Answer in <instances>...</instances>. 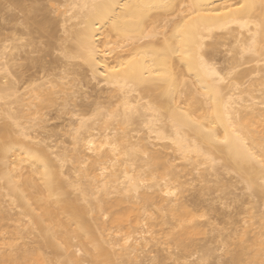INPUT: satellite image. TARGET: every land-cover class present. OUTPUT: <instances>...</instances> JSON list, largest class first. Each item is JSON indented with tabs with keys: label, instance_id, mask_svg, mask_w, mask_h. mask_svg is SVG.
I'll return each mask as SVG.
<instances>
[{
	"label": "bare ground",
	"instance_id": "obj_1",
	"mask_svg": "<svg viewBox=\"0 0 264 264\" xmlns=\"http://www.w3.org/2000/svg\"><path fill=\"white\" fill-rule=\"evenodd\" d=\"M13 1L18 7L25 8L21 0ZM68 2L70 8L66 12L70 11L72 14L67 16L69 18L65 20V23L73 20L74 22L67 28L63 25V31L67 32L65 34H68L67 37L70 38L69 41L71 40L70 46L63 48L64 56L70 60H76V62L81 61L79 64L73 62L78 64L77 66L83 64L81 66L83 70L84 67L89 69L93 78L98 80V84H102L105 88L100 85L103 89H98L99 94L97 96L102 93L101 96L109 98L111 107L101 106L100 101H90L93 103V110L90 113L92 117L87 113L86 115L90 117L87 118L80 112V109L77 108V99L80 97L83 102L84 99H81V95L82 97L86 96V90H82V88L88 85H86L87 82H84L88 78V74L84 76L82 73L84 80L80 77L85 84L83 87L80 86L83 82L80 83V80L76 82L77 86L80 83L78 88H81V92L85 91L84 95L78 88H75L77 87L76 83L67 82L70 74L78 76L77 79H80L79 75H81L80 67H75L73 71H70L72 69L70 63H68L69 67H65L67 63L63 67H71L68 70L70 74L67 71L63 72L62 69L60 74L63 76L59 80L45 78L47 74L43 75L44 77L41 75L44 80L41 78V80H35L36 78L31 77L34 81L29 78L26 80H31L29 83L25 81L20 85L19 82L15 81L16 79L14 80L18 74L22 76L18 70L19 67L14 69L17 64L16 55L19 56L15 52H21H19L21 46L19 43L26 37L27 33L24 34L25 37L23 38L20 36L15 38V36L10 35L9 37L14 39L7 38L9 44L6 41L3 44L0 41L3 44L2 49H0V73L2 75L0 77V217L5 219V222L7 219L15 221L16 229L19 231L17 239H30L32 235L36 239L40 238L37 240V242L40 240L38 246L33 244L36 242L33 241L35 238H31L33 242L27 240L28 242L20 248L16 242L13 244L15 240L12 241L13 238L9 231L3 230L4 234L1 230L0 232L6 235L3 236L7 238V241L9 239L10 243L3 242L6 238L1 239L3 243L0 241V264H49L52 262V258L50 257V260L41 253V248L45 249L46 247L54 250V254L58 256V261L60 258L61 260L79 258L86 262H96V264H137L139 251L146 247L148 249V245L152 241L160 242L159 238L164 239V236H166V241L173 239L179 245L178 247L182 246L181 248L184 249L183 246H185V249H188L190 245L187 240L191 239L192 234L193 236L195 234L201 236L204 226L202 225L203 227L201 226L202 229H200L201 227L198 226L197 222V225H192V227L188 225L189 222L193 223L192 213L188 207H191L189 203L194 199L190 200L187 195L189 188L186 187L188 189H186L188 191L186 193L185 182L180 179L186 177L185 180L189 181L186 182H192L191 185L194 184L195 186V182L199 179L196 180L195 174L201 173L200 177L204 183H211L208 181L209 176H214V179H212L213 177L211 179L215 182V186H218V192L216 191L217 187L214 190L215 186H213L214 189L211 187L213 192L209 190L208 187L214 184L211 183L207 187L204 184L205 187L203 188L207 189L208 193L204 191V194H200L202 187L199 186L201 188L200 190H198L199 187L197 188L199 193L194 192L193 196L196 194L198 196L209 195L210 191V194L214 195V191H216L215 194L219 195V192H222L224 188L228 189L227 191L232 188L233 191L234 186L231 187V185L235 184H231L227 180L228 177L225 178L227 176L225 174L228 173L229 176L232 173V175L235 174L234 177L237 176V183H242L252 197L259 199L260 206H256L259 208L258 210L263 211L261 207L264 206V165L261 161H264V102H262L264 98L261 96V90L262 85H264V78H262L264 77V68L261 67L258 57L245 55L241 58L240 52L242 47L249 43L250 34L257 31L255 25L264 20V0H68ZM238 4H246L251 7L236 11ZM108 5L113 7L109 8ZM228 8L234 9V11L228 12ZM27 10L29 13L37 14L39 9L33 5ZM215 13H223V15H215ZM37 23L42 25L41 20ZM181 26H184L182 37L177 32ZM161 27L162 30H159ZM22 31L25 33L24 29ZM227 35L229 39L230 36L233 37L231 43L234 42L235 45L232 43V46L230 40L227 41L232 46L229 47L232 48L231 52H233L231 55L229 52L227 58L233 56L228 58L230 60H227L229 64L227 62L226 68H223L224 66L221 68L222 65L218 66L217 62L214 61L215 57L214 60L212 59L210 51L212 49L215 51L218 48L215 46L222 41V39L219 41L220 38H227L225 37ZM25 39L27 40V37ZM260 42V38L257 37V44L259 45ZM211 53L213 54V51ZM200 56H203L209 63H214L217 66V71L223 70L221 74L233 67L239 71L234 73L232 80L227 85H217L226 96L234 97L233 104L236 111L234 123L238 135H231L228 145L211 142L205 133L199 127L191 124L169 100L170 89L176 90L178 100L182 98L180 93H183L184 102L182 106L184 110L195 120L201 121L204 128L215 126L216 134L223 139L224 129L209 117L210 109L206 97L212 89L213 82L211 79L201 78L199 71ZM18 59L21 58L18 57ZM18 65L22 66L21 62ZM112 68H116L118 71H109ZM17 72L19 73L17 74ZM105 72H107V76L104 75ZM157 72L165 75L158 76ZM65 73L70 76L67 78ZM237 84L240 85L238 89L235 87ZM90 89L87 88L88 91ZM92 90L94 91L90 94L94 92L97 94L95 89L92 88ZM101 91L108 95H103L104 93ZM56 94L62 95L63 106L65 110L68 109L65 112H69V116L72 115L73 118L70 119L74 121L72 122L74 124H70L71 120L66 119L69 124H65L66 126L71 125V130L64 126L70 130L67 132V129H64V133L65 135L66 132L70 133L71 138L68 137L71 143L68 142L72 144L71 147L60 146V148L58 146L57 148L55 143L56 150H54V145H52L53 147L50 146L51 143L50 145H47V141L46 145L40 143L37 135H41V131L38 129L41 127L40 124L37 126L33 122L36 120V115L47 105L55 104L54 100L59 98L58 96L55 98ZM90 96L93 97L92 94ZM101 96L97 99H100ZM92 97H89L90 100ZM105 98H101V100L104 101ZM107 100L105 101L109 103ZM57 103V107L60 106V102ZM125 104L137 106L138 115L131 120L126 118ZM149 106L157 109V111L148 110ZM46 117L48 116L46 115ZM46 117L45 120L48 119ZM82 120L85 122L83 127H81ZM46 126L44 125V128ZM130 126L134 127L131 128ZM34 127L39 130L38 134H34V130H37ZM76 129H80V132L74 140ZM44 132L46 131L44 130ZM48 138L45 139L48 140ZM57 141L59 140L55 142ZM113 144L121 147L127 145L130 148H138L139 151L133 153L130 158H126L123 153H120L119 158H117L111 148ZM90 148L91 150H89ZM30 153L39 155L49 163L50 168L53 169L54 180L52 182L45 180L43 167L38 161H32L29 158ZM65 155L68 156L70 167H67V163L61 167L59 161L56 160V157L63 160ZM182 172L188 176L194 175L191 178L194 177L193 180L196 181L189 179L186 174L183 177ZM232 175L229 176L231 179L233 178ZM126 177L132 179L129 180ZM201 178L200 183H203ZM234 180L233 182H235ZM133 181L136 183L133 184ZM141 181L143 183H140ZM74 184H79L83 191H74ZM219 187H223V189ZM195 188L193 187L194 190ZM170 193H174V195ZM185 194L188 196L187 200H190L189 203L185 200ZM224 194L227 196L230 193ZM235 194L238 195L236 191L234 194L232 193L234 199ZM220 197L216 200H219ZM222 198L223 200L220 199V201L224 202L225 199ZM236 198L239 199L238 196ZM237 199L235 200L237 201ZM216 200L213 201L217 202ZM123 204H127L128 209L126 208L127 210L123 214L115 213L116 206ZM188 204L189 206H187ZM153 205L161 211L160 214L159 211L158 214L155 213L157 210L151 207ZM234 207H237L236 204ZM246 207L251 211L250 207ZM255 207L254 213L257 211V207ZM214 208L217 209L214 206L213 210ZM247 208L244 206L241 209L244 216ZM241 210L239 214H241ZM261 211H259L260 213L256 212V215L259 214L257 220L260 224L255 221V217V220L248 217L251 221H255L256 225H260L258 230H253L257 227H253L254 223L252 226H248L247 220L243 222L247 224V227L244 226L240 222L244 219L243 216V219L237 220L243 224L241 229H237L236 225L242 226V224L236 222L234 224L237 229L235 234L228 230V234L225 232L222 235L226 234L227 239L228 236L232 238L234 235L235 238V235H238L235 240L246 241L245 244L251 241L250 243L258 246L257 249L259 246L264 247V211L263 213ZM154 214L158 220L164 219V221L162 220L164 224H169V227H172L162 229L165 227V225H161L162 221L159 223L152 220L156 219ZM236 214L238 215V213ZM246 215H248L247 212ZM106 216L111 217L109 219L111 222L108 220L110 223H107L108 217L106 218ZM207 217H203L204 221ZM210 217H208V221L206 220L208 223L212 221ZM131 218L139 223L141 228L130 231L127 226L128 230L125 232L123 224H127ZM150 219L151 222H158V226L161 225L157 230L167 229L165 233L163 232L165 235L161 231L162 237L158 236L157 238L155 236L156 233L152 229L153 223L149 222ZM201 221L204 224L202 219L198 223L200 224ZM214 221L212 222L214 223ZM251 221L250 223H252ZM213 223H211L212 230ZM106 224L112 226L108 227ZM207 225L206 228L209 227L208 229H210L211 225L209 224L208 227ZM214 226L220 227V224H214ZM250 227L252 230L248 229ZM116 230L117 232L124 230L125 233L121 236L123 239H120V236L117 237ZM206 230H204L205 233ZM210 231L208 230V232ZM221 231L223 230L217 229V232ZM135 233L140 234V236L136 234L138 236L136 237ZM148 234H150L149 237ZM166 234H171L173 237L167 239L171 235L167 236ZM214 234L216 232L212 233V236ZM1 235L0 237H2ZM208 235L209 238L211 235L210 233ZM226 235L223 237L224 239L221 238L223 241ZM133 236L136 237L135 241ZM212 236L210 238L212 241H216L220 237L214 235L217 239L214 238L213 240ZM75 238L78 243L77 240H74ZM219 239L217 243L220 244L221 242L223 245L221 244L222 247L219 245L221 251L217 248L216 252L219 250V254L222 251L224 254L221 256L217 254L218 252L213 254V256L218 255V262H221V258H225L226 253H232V260H236L237 257L245 254L246 250L251 248L250 243L247 244L248 249L244 246L245 244H242L243 249L246 248V250L241 252L242 250H238L236 247L238 240L233 243V238L229 242V239L225 242L222 240L218 242ZM124 240H128L129 243L125 245ZM167 242L169 243V241ZM162 243L161 240L157 244ZM164 243L166 244L165 241ZM90 244L92 245L91 249L89 248ZM187 244L189 246H186ZM237 244L241 248V243ZM60 245H64L69 251H64ZM173 245L172 247H174ZM210 246L209 248H211ZM165 247L169 246L165 245ZM254 247L252 248L254 249ZM202 248L203 252H206L205 254L202 253ZM204 248L207 247L202 246L201 249H196L199 255L200 253L203 254L202 257L210 254ZM214 248L213 246L212 250ZM233 248L240 251L241 255L238 252L236 255L234 250L232 251ZM19 249H22V252L14 255V252ZM71 249H79L86 257H75L70 251ZM146 249L144 255L147 262L149 259V263L153 260L160 264L155 256L148 257L151 253H146L149 250ZM160 249L162 248L160 247ZM172 249L173 252L176 250L175 247ZM253 249L249 250L252 252L248 251L254 254L250 259H254V264H264L263 252L259 249L256 250V247L254 251ZM170 250H165V252L170 253L172 251ZM61 251L63 252L60 253ZM180 251L172 252V259L174 258L173 255L178 253L175 257H179ZM197 253L193 256H197ZM162 254V256L165 255L166 259L170 258L166 256L167 253L163 252ZM182 255L180 259L183 260L182 257H184V262L190 260L188 258H193L190 257L192 255L188 254V258L185 259V255ZM181 260L178 261L181 262ZM55 261L53 260V262ZM180 262L179 264H181ZM253 262L251 261V264ZM143 263L142 260L138 264Z\"/></svg>",
	"mask_w": 264,
	"mask_h": 264
},
{
	"label": "rangeland",
	"instance_id": "obj_2",
	"mask_svg": "<svg viewBox=\"0 0 264 264\" xmlns=\"http://www.w3.org/2000/svg\"><path fill=\"white\" fill-rule=\"evenodd\" d=\"M71 1V0H70ZM68 2V0H21V3H22V5H23V7H25V8H20V7H18L17 5H15V2L13 1V0H0V41H1V43H3L4 44V42L6 41V43L7 44H9V41L7 40V38L9 39H11V40H13L14 38V36H15V38H16V36L18 37V36H20V37H25L24 36V34H26V37H27V40H28V43H27V40L25 39V38H23V40H21V43H19L18 41V43H19V45H21L20 46V49H19V52L21 53H18V51H16L15 53H17V54H19V56L18 55H16V61H17V64L15 65V68L14 69H18V67H19V71L21 72L20 74H22V76H19V72H17V74H18V77H15L14 78V80L16 81V82H19L20 83V85H22L26 80H28L29 78L31 79V77H33V78H36L35 80H39L40 78H41V75H42V77H44L45 75H47V76H45V78H49V79H51V80H59V78L61 77V76H63V74H60L61 73V70L64 72V71H67L68 72V70H70V68L72 67V69L70 70V71H73V69L75 68V67H80L81 68V66H83V64H80L81 66H77L79 63H81V61L80 62H76V60H70V59H68V58H66L65 56H64V50H63V48L64 47H69L70 46V41H69V39L70 38H68L67 36H68V34L66 35L65 33H67V32H64L63 31V25H64V27L65 28H67V27H69L71 24H72V22H74V20L73 21H68L67 23H65V20L66 19H68L69 17H67V16H71V14H72V12H66L69 8H70V6L68 7V5H69V2ZM33 5H35V6H37L38 7V12H37V14H33V13H29L28 12V10H27V8H30L31 6H33ZM53 5H55L56 7L55 8H53L52 6ZM65 13V15H63ZM68 13V14H67ZM169 18V17H168ZM173 18V17H172ZM175 18H177V17H175ZM41 20V22H42V25L40 26L37 22L38 21H40ZM172 20V19H171ZM160 28V27H159ZM16 29H17V31H16ZM20 29V30H19ZM25 30L24 32L25 33H23V31L22 30ZM19 30V31H18ZM159 30H162V27H161V29H159ZM22 31V32H21ZM27 31V32H26ZM16 32V33H15ZM15 33V34H14ZM10 35H12L13 37H9ZM28 35V36H27ZM160 37H162V36H160ZM160 37H158V38H160ZM225 37H227V38H220V40L219 41H221V39H222V41L220 42V44H218V45H216L215 47H217L218 46V48L214 51L213 49L210 51V54H211V57H212V59L215 57V62H217V64H218V66H220V64L222 65L221 66V68L223 67V68H226L225 67V65H227V62L230 60V59H228V58H231L232 56H228V58H227V55H229V52H230V55L231 54H233V52H231V49L232 48H230L229 46H233V44L232 43H234V42H232L231 43V38H233V37H231L230 36V39H229V37H228V35L227 36H225ZM67 39V40H66ZM223 39H227L226 41L225 40H223ZM10 40V41H11ZM228 40H230V44H228ZM228 41V42H227ZM233 41H234V39H233ZM23 42V43H22ZM0 43V49H2V45L3 44H1ZM10 43H12V42H10ZM32 43V44H31ZM223 43V44H222ZM224 43H227L228 45H224ZM24 44V45H23ZM28 44H30V45H28ZM22 45H23V47H22ZM234 45H235V43H234ZM231 46V47H232ZM228 47V48H227ZM24 50H23V49ZM9 50V49H8ZM33 50V51H32ZM66 50V49H65ZM213 51V54L211 53ZM1 52V51H0ZM18 57H20L21 59H18ZM226 61H225V60ZM18 60H21V61H18ZM228 60V61H227ZM73 61H75L76 63H78V64H75V62H73ZM21 62V64H22V66L20 67L19 65H18V63H20ZM67 63V64H66ZM68 63H70L69 65L71 66L70 68H68L69 67V65H68ZM66 64V65H65ZM228 64H229V62H228ZM18 65V66H17ZM64 65H65V67L66 66H68L67 68H63L64 67ZM17 66V67H16ZM246 68V67H245ZM244 68V69H245ZM65 69V70H64ZM242 71H243V69L242 68H240ZM240 70V71H241ZM70 71L68 72L69 74H70ZM86 71V72H85ZM239 72V71H238ZM68 73H65V74H67V78L69 77V79H67L68 81L67 82H69V81H72L73 83H76L77 81H79L80 80V83H82L83 81H81V78L83 79V74H84V76H85V74H88V78H86L85 80H84V82L86 83V85L87 86H85V87H83L85 84H84V82H83V84H81L80 86H82L83 88H82V90H86V96H83L82 97V95H81V99L83 100H88V101H84L83 100V102L80 100V97L77 99V108H79L80 109V112L83 114V115H85L87 118H90V117H92V116H90V115H92V114H90L91 112H92V110H93V107H92V104L93 103H91V102H95V101H100L101 103V106H103V107H111V105H110V100H109V98H105V96L103 97V96H101L102 95V93L99 95V96H97L98 94H99V90L98 89H103L104 88V86H102V84H98V80H96L95 78H93V76H92V74H91V72L89 71V69L87 68V67H84V70H83V68H81V75H79V78L80 79H77V77L75 76V74H70L69 76H68ZM83 73V74H82ZM64 74V75H65ZM38 75V76H37ZM44 75V76H43ZM2 75H1V73H0V77H1ZM66 76V75H65ZM73 78H74V80H73ZM24 79V80H23ZM41 79H43L44 80V78H41ZM40 79V80H41ZM88 79V80H87ZM32 81H34L33 79H31ZM30 80V81H31ZM30 81H26V83H29ZM65 82H66V80H64ZM75 81V82H74ZM79 83V84H80ZM79 84H78V86H79ZM27 85V84H26ZM76 86H77V83L75 84ZM100 85L103 87H100ZM78 86L77 87H75V88H78ZM79 86V87H80ZM90 86V87H89ZM96 86V87H95ZM25 87V86H24ZM87 88L89 89V88H91L90 90H92V88L93 89H95V91H96V93L97 94H94V93H91L92 95H93V97L92 96H90L91 94H90V92H93L94 90H92V91H88L87 90ZM79 89V88H78ZM81 89V88H80ZM79 89V90H80ZM105 89V88H104ZM78 90V91H79ZM82 90H80V92L82 91ZM88 91V92H87ZM104 92H106L105 90H103ZM103 91H101V92H103ZM103 92V93H104ZM82 94H84L85 95V91H83V92H81ZM87 93L89 94L88 96H87ZM107 93V92H106ZM106 93H104L103 95H108V94H106ZM79 95V94H78ZM96 95V96H95ZM59 97V98H57V99H55L54 101H55V104L54 105H47V107H45L38 115H36V120H34V122L33 123H36L37 124V126L40 124V127L41 128H38L37 126V128L38 129H40V131H41V135L40 134H38L39 133V130L36 128V127H34V128H36L37 130H34L35 131V133L34 134H38L37 136H38V140L40 141V143L42 142V144H44V145H46L47 143V145H50V143H51V145L50 146H52V145H54L55 143H56V145H57V148H58V146L60 147H62V146H69V147H71V145L72 144H70L71 142H70V140H69V137L71 138V136H69L70 135V133L68 134L67 132L68 131H70L71 129H70V127H72L71 125L69 126H66V124L65 123H67V120H69L70 118H73V117H71V116H69L70 114H69V112H65L66 110H68V109H66L65 110V107L63 106V100H62V95L61 94H56L55 95V98L56 97ZM101 96V98H105V100H107V101H109V103L108 102H106L104 99V101H102L101 100V98L100 99H97L98 97H100ZM85 97V98H84ZM86 97H88V98H86ZM92 97V100H90V98ZM60 102V106L58 105V107L59 108H61V109H59L58 107H57V105H56V103L57 102ZM62 101V102H61ZM78 101H80V102H82L83 103V105H82V103H80V102H78ZM91 101V102H90ZM54 103V102H53ZM53 103H51V104H53ZM58 104V103H57ZM84 104H86L85 106H87V105H89V106H87V107H85L84 106ZM56 105V106H55ZM84 106V107H83ZM112 107H114V105H112ZM70 108H72V106H70ZM88 113V115L90 116H88V115H86ZM46 115L48 116V117H46ZM69 117H68V116ZM45 117L46 118H48V119H46L45 120ZM75 118V117H74ZM38 119H40V120H38ZM67 119V120H66ZM42 120H44V121H46V122H44V121H42ZM71 120V121H70ZM69 121H70V124L72 123V122H74V121H72V119H70ZM74 120V119H73ZM76 120V119H75ZM69 121H68V123L67 124H69ZM44 123V124H43ZM64 124V125H63ZM72 124H74V123H72ZM42 125V126H41ZM44 125H47L45 128H44ZM64 126H66L68 129H70V130H68L66 127L64 128ZM131 127V126H130ZM134 127V126H133ZM133 127H131V128H133ZM44 128V129H43ZM47 129V130H46ZM64 129L67 131L66 132V135H65V131H64ZM44 130L46 131V132H44ZM38 131V132H37ZM43 132V133H42ZM68 134V135H67ZM64 135V136H63ZM48 136H49V138H48ZM69 136V137H68ZM48 138V140H46L45 138ZM67 137H68V139H67ZM45 139V140H42V139ZM56 140H59V141H57V142H55ZM46 141H47V143H46ZM70 143H69V142ZM59 142H60V144H59ZM56 145H54V150H56V148H55V146ZM53 147V146H52ZM60 147V148H61ZM58 150V149H57ZM169 152L170 153H172V151H170L169 150ZM71 166V164L70 163H67V167H70ZM204 170V172H205V169H203ZM202 170V171H203ZM203 172V173H204ZM224 172V171H223ZM183 173V174H182ZM181 174L183 175V177H185V174L186 173H184V172H182ZM207 173V172H206ZM209 173H212V172H209ZM225 173V172H224ZM194 174V173H193ZM201 174V173H200ZM200 174L198 175H196L195 174V176L194 175H190V176H188L187 174V177H189V179L191 178V176H194V177H197L196 178V180L197 181H199L200 180ZM209 175V174H208ZM225 175H227V176H225V178H227V180L228 181H230L231 182V184H235V185H231V187L232 186H234V189H233V191H232V188H229V189H231V190H229V191H227L228 189H226V188H224L223 189V187H219L220 189L222 188L223 190H222V192L220 191L219 192V195L216 193L215 194V192L217 191L218 192V186H215V182L212 180V179H214V176H209V180L208 181H211V183L212 184H214V185H210L209 186V184H211V183H209V182H205L204 183V181H203V179H202V182L203 183H200L201 182V180L199 181V182H197L196 180V182L197 183H199V184H197L193 179H194V177L193 178H191L192 179V181H194L195 182V186H194V184H193V186L191 185V180H190V182L191 183H188L189 181L186 179L185 180V178H182V179H180L181 181H183V182H185V185L186 186H184L185 187V191H186V187H188L189 188V194H187L188 196H189V198H190V200H193L194 199V201H190L189 199L187 200V198H188V196L185 194V200H187V202L189 203V201H190V205H191V207L189 206V204L187 205V206H189L188 208H190V211H191V213H192V221H193V223L195 222V224H193V223H191V222H189L190 224H188L189 226H191L192 227V225H197L198 224V226L199 227H201L202 225L204 226H202L204 229H202V227L200 228V229H202V233L203 234H201V236H200V234H195L194 236H193V234L191 235L192 237H190L191 239H189V240H187V243L190 245H186V246H189L188 247V249H185V246H183L184 247V249H182L181 247H178L179 245H177L175 242H174V240L173 239H171L172 237H173V235H171V234H168V235H171L170 237H167V239H171V240H167V241H169V243L166 241V236H164L165 234V232H166V230L167 229H164L163 231H162V233L164 234L163 236H164V239H161V238H159L160 239V242H161V240H162V244H157V243H160V242H157V241H152V242H150L149 243V245H148V249H146V250H148L146 253H151V254H149L150 256H148V257H152V256H155V258H156V260H159V262H160V264H175V262L174 261H176L178 264H179V262L180 261H178V260H181L180 259V257H181V255L182 254H184L185 255V259L186 258H188V256L189 255H192V256H190V257H197L198 258V256H200L201 255V257H202V255L203 254H205L204 252H203V248H202V253L203 254H201L200 253V255H199V253H197L196 252V249H198V248H200L201 249V247L202 246H204V247H207V248H204L206 251H209L210 252V254L212 253V255H211V259H213V260H215V261H217V264H224L225 262H226V264H251V261L253 262V258H252V260L250 259L251 257H253L252 255H254L253 253H249V252H252V251H249L250 249H253L252 247L253 246H255L256 247V250H261L262 252H263V254H264V250H263V248L264 247H262V246H259V248L257 249V247L258 246H256V245H254V244H252V243H250L251 241H249V242H247V244H249L250 243V245H251V248L249 249V250H246V248L248 249V247H247V244H245L246 243V241L244 242V241H240V240H238V242L237 243H241L240 245V247L241 248H239L238 247V244L236 243V241L237 240H235V238H237L238 237V235H235V238H234V235H233V239L232 238H230L231 236H228V239L230 238V239H232V242L234 243V241H235V243H236V247H237V249L238 250H242L241 252H245V251H243V250H246V252H245V254L243 253L242 255H241V253H240V251H238L237 249H232V251L234 250V252L236 253V252H238V254H240L241 256L240 257H237V259H238V261H237V259L236 260H232L233 258V255H232V253H229V254H225V258L223 257V258H221L222 260H221V262H218V260H219V257H218V255H216V256H213V254L215 255L217 252H216V250H217V248L218 249H220L218 246L220 245V247H222L221 246V242H220V240H222V242H225V241H227L228 239H227V235L226 234H228V230L231 232V233H233V234H235V230H237V229H241L242 227H243V222H244V220H247L248 221V226H252L253 225V223H254V226L253 227H256V229H253V230H258L259 228H260V225H256L255 223L258 221L257 219V216L259 215V214H257L256 215V212H259V211H261V210H258L259 208L256 206V205H258V206H260L259 204L261 203L260 201H259V199H257V198H254V197H252V195L245 189V187H244V185L241 183V184H239V183H237V179L238 178H236V177H234L235 176V174H233L232 175V173L231 174H229V176L231 177V175L233 176V178L231 179L229 176H228V173L227 174H225ZM199 176V177H198ZM211 177H213L212 179H211ZM234 178H235V180H234ZM185 180V181H184ZM226 180V181H227ZM233 180L235 181V182H233ZM186 181H188V182H186ZM193 182V183H194ZM191 185V187H189L190 185ZM204 184H206V187H207V185L209 186L208 188H209V190H211L212 191V189H211V187L214 189V187L213 186H215V189L214 190H216V187H217V190L216 191H214V195L213 194H210L211 193V191H210V193H209V195H200V196H198L197 194L199 193L198 191H197V188L199 187V186H201L202 187V190H200L201 188L199 187V189L198 190H200V191H202V193L200 192V194H204L205 192H207V189L205 190V188H203V187H205V185ZM197 185V186H196ZM217 185V184H216ZM243 186V187H242ZM193 187H196L195 188V190L193 189ZM191 188V189H190ZM236 188V189H235ZM226 189V190H225ZM188 190V189H187ZM192 190H194V191H192ZM191 191V192H190ZM205 191V192H204ZM230 191H232V192H230ZM234 191H236V193L238 194L237 196H238V198L239 199H237L236 197V194H235V199H237V201L233 198V196L234 195H232V193L234 194ZM188 191H186V193H187ZM194 192H196L197 194L195 195V196H193V193ZM213 192V191H212ZM241 192V193H240ZM208 193V192H207ZM224 193H230V194H228L227 196H225L226 194H224ZM224 194V195H223ZM213 195V196H212ZM223 195V196H222ZM230 195H232V196H230ZM241 195V196H240ZM243 195H245L244 197H243ZM187 196V197H186ZM215 196H217V197H215ZM221 196V197H220ZM230 196V197H229ZM215 197V198H214ZM218 197H220L219 198V200H216V198L218 199ZM222 197H224V199H225V201L224 202H222V201H220V199L221 200H223V198ZM227 197V198H226ZM211 198H213V200L215 201H217V202H214L213 200H211ZM231 198L233 199L232 201H231ZM251 198H254V199H251ZM228 199V200H227ZM241 199V201H238V200H240ZM256 199V200H255ZM255 200V201H254ZM220 201V202H219ZM230 201V202H229ZM236 201V202H235ZM256 201H258V202H256ZM186 202V203H187ZM191 202H192V204H191ZM238 202H240V203H238ZM255 202V203H254ZM210 203H212V204H210ZM222 203V204H221ZM230 203V204H229ZM257 203V204H256ZM220 204V205H219ZM229 205V207H228V205ZM231 204H234V205H231ZM235 204H236V206L237 207H234L235 206ZM247 204V205H246ZM251 204V205H250ZM255 204V205H254ZM125 205H126V207H125ZM222 205V206H221ZM227 205V206H226ZM232 207H231V206ZM254 205V206H253ZM215 206V207H217V212H216V210H215V208H214V210H213V207ZM224 206V207H223ZM226 206V207H225ZM239 206V207H238ZM241 206H245V208H247L246 206H248V207H250V210L251 211H249V208H247V211H245V216H244V213H243V211L241 210V209H243V207L241 208ZM257 207V211L254 213V210H256V209H254V207ZM151 207H153V209H155V210H157V212H155V210H154V212L155 213H157L158 214V211H159V214L161 213V211L158 209V208H156V206H151ZM255 207V208H256ZM128 209V205L127 204H123V205H120V206H116V208H115V211H114V209H113V211L115 212V213H117V214H123L127 209ZM212 208V209H211ZM228 208V209H227ZM241 208V209H240ZM262 208V210L264 211V206H262L261 207ZM210 209V210H209ZM227 209V210H226ZM229 209H231V210H229ZM213 210V211H212ZM238 210V211H237ZM242 211L241 212V214H239V211ZM231 211H232V213H231ZM251 212L252 214L250 215V213L249 212ZM263 211H261V213H263ZM208 212V213H207ZM246 212L248 213V215H246ZM152 213H153V210H152ZM164 213V212H163ZM207 213V214H206ZM217 213V214H216ZM236 213H238V215L236 214ZM260 213V212H259ZM243 214V215H242ZM202 215H203V217H205V216H208V217H210L211 219H212V221H214L215 219H217V220H215L214 221V223L212 222V221H209L210 223H208L207 221V219H208V217L206 218V220L204 221V218L202 217ZM205 215V216H204ZM214 215V216H213ZM253 215H255V216H253ZM1 216V215H0ZM243 216H244V219H243ZM247 216V217H246ZM252 216H253V218H252ZM108 217V218H107ZM154 217H155V214H154ZM158 217V216H157ZM213 217V218H212ZM216 217V218H215ZM251 218L252 220H255L254 222L253 221H251L249 218ZM254 217H255V219H254ZM1 219H0V231L2 230H4L5 232L7 231H9V234H11V236H12V241H14L13 242V244L16 242L17 243V245H19V247L21 248L22 246H23V244H25L26 242H28L27 240H30V241H32L34 238H35V236L33 237V235H32V237L31 238H33V239H17V233L19 232L17 229H16V226L15 225H17L16 223H15V221H12V220H8V222H7V220H6V222H5V219H3L2 217H0ZM106 218H107V223L110 221L111 222V220H109L111 217H109V216H106ZM106 218L104 219V221L106 220ZM156 218V217H155ZM160 218V217H159ZM247 218V219H246ZM260 218V217H259ZM3 219V220H2ZM203 220L204 221V224H203V222L201 221L200 222V224L198 223L199 222V220ZM238 219H243L242 221H240V222H242V223H240L239 221H237ZM249 219V220H248ZM109 220V221H108ZM152 220H154L155 222L156 221H158L159 223H160V221H164V219H161V220H158V218H156V219H152ZM162 221V223H161V225H165V227H162V229L163 228H171V227H169V224H164V222ZM250 221L252 222V223H250ZM109 222V223H110ZM132 222V223H131ZM149 222L150 223H153V226H154V228H153V226H152V229L155 231V233L157 234H155V236L158 238V236L159 237H162V233H161V231H159V230H157V228L159 229V226H161V225H157V223H155V222H151V219L149 220ZM196 222H197V224H196ZM208 223V225L210 224L211 225V223H213V230H212V225L210 226V229H208L209 227H208V225H207V223ZM215 222H217V223H219L220 224V227H216V226H214V224L215 225H219V224H217V223H215ZM236 222H239L240 224H242V226H238V225H236V227H238L237 229H236V227H235V225L234 224H236ZM259 222V221H258ZM257 222V223H258ZM9 223V224H8ZM135 221H134V219H130L128 222H127V224H123L124 226H125V232H127V230L129 229L130 231H135L136 230V228L137 229H139L140 230V228H141V225L139 224V223H136V225H135ZM155 223V224H154ZM249 223H250V225H249ZM11 224V225H10ZM131 224V226L129 227V225ZM207 225V227L208 228H206V225ZM247 224H244V226H246ZM259 224H260V222H259ZM9 225V226H8ZM13 225V226H12ZM107 225V224H106ZM166 225H168V226H166ZM232 225H234L233 227L235 228H232ZM11 226V227H10ZM108 227L110 226H112V225H107ZM127 226H128V229H127ZM155 226H157V227H155ZM132 227V228H131ZM214 227H215V229H216V231H215V229H214ZM241 227V228H240ZM247 227V226H246ZM252 227V228H253ZM132 230H131V229ZM161 228V227H160ZM221 229V230H223V231H221V232H217V229ZM264 228V227H263ZM115 229V228H114ZM114 229H112V231H114ZM176 229H178V228H176ZM206 229H208L209 231L210 230H212V231H210V232H208V230H206ZM232 229V230H231ZM248 229H251V227L250 228H248ZM138 230V231H139ZM159 231L160 232V235H159V232H157V231ZM169 230V229H168ZM180 230V229H179ZM204 230H206V233H205V231ZM252 230V229H251ZM4 231H3V233H4ZM204 231V232H203ZM214 231V232H213ZM220 231V230H219ZM124 230L123 231H120V232H117V230L115 231V233L118 235L117 237H121L124 233ZM176 232H178L177 230H176ZM208 232V233H207ZM216 232V234H214V235H218V236H220L218 239H219V241L218 242H220V244L219 243H217V237L216 236H212V233H215ZM225 232H227L226 234H224V236L226 235V237H225V240L223 241V235H222V233H225ZM229 232V233H230ZM1 233V232H0ZM3 233H1L0 235L2 236V237H0V241H1V239L3 238H6V237H4V236H6V235H4ZM35 233H37V232H35ZM210 233V235L213 237L212 239L214 240V238L215 239H217L216 241L214 240V241H212L210 238H211V236L208 238V234ZM221 233V234H220ZM230 233V234H231ZM8 233H7V236L9 235ZM137 233H135V236L136 237H138V236H140V234H137ZM206 234V235H205ZM229 234V235H230ZM251 234H253V233H251ZM250 234V235H251ZM4 235V236H3ZM38 234H36V236H37ZM167 235V234H166ZM167 235V236H168ZM197 235H199V236H197ZM221 235H222V237H221ZM10 236V237H11ZM148 237L150 236L149 234L147 235ZM9 237V238H10ZM38 237V236H37ZM134 237V236H133ZM136 237H134L133 238V240L135 241V239H136ZM205 237V238H204ZM207 237V238H206ZM221 238H223V239H221ZM11 239V238H10ZM38 239H40L39 237H38ZM38 239H36L35 238V240H33V241H36V242H34L33 244L34 245H36V246H38V242L40 241H38L37 242V240ZM228 240V242L229 241H231V240ZM6 240V241H5ZM74 240H77L76 238L74 239ZM166 242V244L164 243V241ZM211 240V241H210ZM3 241V240H2ZM1 241V242H2ZM12 241H11V243H12ZM32 241V242H33ZM159 241V240H158ZM170 241H173L172 243L170 242ZM193 241V242H192ZM207 241V242H206ZM3 242H7V244H9L10 243V240L8 239V241H7V238L6 239H4V241ZM2 242V243H3ZM9 242V243H8ZM76 242V241H75ZM74 242V244H77L78 243V240H77V243H75ZM142 242V241H141ZM212 242V243H211ZM213 242H215V243H213ZM15 243V244H16ZM37 243V244H36ZM168 243V244H167ZM171 243V244H170ZM196 245H195V244ZM206 243H207V246H206ZM164 244V245H163ZM174 244V245H173ZM205 244V245H204ZM218 244V245H217ZM242 244H245L244 246H246V248L245 249H243V245ZM21 245V246H20ZM40 245V244H39ZM91 245V244H90ZM89 245V248L91 249V247H92V245L90 246ZM165 245L167 246H171L170 248H171V250H170V248L169 247H165ZM172 245L176 248V250L173 252V249L172 248H174V247H172ZM202 245V246H201ZM211 247V248H209V246ZM217 245V246H216ZM223 245V244H222ZM249 245V246H250ZM253 245V246H252ZM159 248H158V247ZM162 246H164V247H162ZM199 246V247H198ZM213 246L216 248H214V250H212V248H213ZM160 247L162 248V249H160ZM231 247H233V246H231ZM235 247V248H236ZM255 247H254V249H253V251L255 250ZM157 248H158V251H157ZM163 248H164V250H163ZM165 248H169V249H165ZM181 250L180 252H181V255L178 257L177 256V258H179V259H177L175 256L176 255H178V254H175V255H173L174 256V258L172 259V257H171V253L173 252V253H177V252H179V250ZM187 248V247H186ZM209 248V249H208ZM144 249V250H145ZM200 249L198 250L199 252H200ZM144 250H140L139 251V256H138V258H137V264L140 262V261H144V263L143 264H151V262H153V260L152 261H150V263H149V259H148V262H147V258H146V256L144 255ZM165 250H170L171 252L169 253V252H165ZM204 250V251H205ZM237 250V251H236ZM151 251H153V252H151ZM177 251V252H176ZM191 251H192V253H191ZM220 251H221V249H220ZM249 251V252H248ZM22 252V249L20 250H18L17 252H14V255H17V253H21ZM63 251H61L60 253H62ZM169 253L168 255H166V256H168V257H170L169 259H166V257H164V256H162L163 254L162 253ZM223 252V251H222ZM222 252H220V254H219V252L217 253V254H219V256H221V255H223L224 254V252L222 253ZM248 252V253H247ZM41 253H43L47 258H49L50 259V257L52 258V262H53V260L55 261H58V256H56V254H54L55 252H54V250L52 249V248H48V247H46L45 249L44 248H41ZM145 253V254H146ZM191 253V254H190ZM197 253V256H193V255H195ZM222 253V254H221ZM47 254V255H46ZM148 254H146V255H148ZM161 254V255H160ZM187 254V255H186ZM189 254V255H188ZM234 254V253H233ZM170 255V256H169ZM230 255V256H229ZM236 255H237V253H236ZM183 256V255H182ZM235 256V255H234ZM239 256V255H238ZM59 257H62V256H59ZM82 257H86V256H84V254L82 255ZM167 257V258H168ZM154 258V259H155ZM192 258V259H193ZM263 259H264V256L262 257ZM170 259H172V260H170ZM182 259L184 260V257H182ZM188 259H191V258H188ZM51 260V259H50ZM60 260H61V258H60ZM59 260V261H60ZM174 260V261H173ZM183 260H181V264L183 263V264H185V260L183 261ZM183 261V262H182ZM187 261H189V260H187ZM176 263V264H177ZM49 264H51V263H49ZM253 264H254V262H253Z\"/></svg>",
	"mask_w": 264,
	"mask_h": 264
},
{
	"label": "snow or ice",
	"instance_id": "obj_3",
	"mask_svg": "<svg viewBox=\"0 0 264 264\" xmlns=\"http://www.w3.org/2000/svg\"><path fill=\"white\" fill-rule=\"evenodd\" d=\"M52 7L55 8L56 6L53 5ZM108 7L112 8L113 6L108 5ZM246 7H251V6L246 5V4H238L235 10L238 11ZM227 11L232 12L234 11V9L228 8ZM215 15H223V13H215ZM255 27L257 31L255 33L250 34V41L247 45L242 47L240 56L241 58H243L245 55L252 56V57H258L261 67L264 68V20L257 23ZM177 32L182 37L184 33V26H181L180 28H178ZM257 37H259L261 41L259 45L257 44ZM129 63H131V61H129ZM109 71L117 72L118 69L112 68ZM199 71L201 73L202 79H211L213 82L212 89L208 92L207 97H206V99L208 100V106L210 109L209 117L211 120H215L224 129L223 139H221L216 134V131L214 130L215 126H213V128H204V124L201 121L195 120L194 117L190 116L188 112L184 110L182 106L184 102L183 93H180L182 98L178 100L176 90L170 89L169 100L175 106V109L182 112L183 115L187 118V120L191 124H194L195 126L199 127L205 133V135L210 139L211 142L228 145L230 143V136L238 135V133L236 132V127L234 123V116H236L235 105L233 104L234 97L226 96L225 93H222L220 91L217 85H220V84L227 85L228 82L232 80L234 73L237 72L238 69L233 67L231 68V70L224 71L223 74H221V71L223 70L217 71V66L214 63H209L203 58V56H200L199 57ZM104 75L107 76V72H105ZM157 75L162 76L165 74L161 72H157ZM168 78L174 79L173 77H168ZM205 87H207V85H205ZM235 87L238 89L240 85L237 84L235 85ZM261 96L262 98H264V85H262ZM262 102H264V100H262ZM148 110L154 111V112L157 111V109L153 108L152 106H149ZM125 112H126V118L131 120L133 117L138 115L137 106L125 104ZM84 123L85 122L82 120L81 127L84 126ZM229 129H231V132H229ZM79 132H80V129L75 130V135L73 137L74 140L79 136ZM111 148L113 150V154L117 155V158H119L120 153H123L126 158H130L133 153L139 151L138 148H134V147L130 148L127 145L121 147L119 145L113 144L111 145ZM89 150H91V148ZM29 158L32 161H38L39 164L43 167L44 169L43 176L45 180L49 182H52L54 180L53 169L50 168L49 163L47 161H45L42 157H40L39 155L35 153H30ZM56 160L59 161L61 167L63 166V164L69 162L67 155H65L63 160H61L60 157H56ZM261 163L262 165H264V161H261ZM126 178L129 180L132 179L131 177H126ZM135 183L136 182L133 181V184ZM140 183H143V181H141ZM73 190L77 192L83 191L79 184H74ZM170 194L174 195V193H170ZM85 200H87V197H85ZM120 239H123V238L120 237ZM128 243H129L128 240H124L125 245H127ZM60 247L63 248L64 251L66 252L69 251V249L65 248L64 245H60ZM70 251L73 253L75 257H80L83 255V253H81L79 249H71ZM51 264H96V262H86L79 258H76V259H63L60 261L51 262ZM151 264H158V262L153 261L151 262ZM185 264H217V262L211 259V254H208L203 257L190 259L189 261H186Z\"/></svg>",
	"mask_w": 264,
	"mask_h": 264
}]
</instances>
